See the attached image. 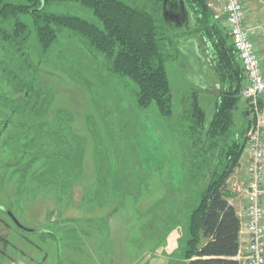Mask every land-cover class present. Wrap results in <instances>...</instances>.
Instances as JSON below:
<instances>
[{
    "label": "rangeland",
    "instance_id": "1",
    "mask_svg": "<svg viewBox=\"0 0 264 264\" xmlns=\"http://www.w3.org/2000/svg\"><path fill=\"white\" fill-rule=\"evenodd\" d=\"M124 1L160 17L154 0ZM241 2L243 24L262 59L264 0ZM210 4L213 21L227 33L221 24L223 0ZM46 10L102 27L79 3L54 1ZM20 20L31 27L29 16ZM11 21L0 22V27L8 30ZM174 28L184 33L160 28L170 53L169 116L160 115L154 103L138 107L137 84L112 75L105 55L66 28L45 57L32 33L19 50L0 39V264H187L188 217L200 192L192 182L199 156L186 116L188 89L206 85L212 91L216 80L208 71L210 46L184 26ZM192 46L201 57L202 73L188 57ZM33 72L36 87L44 90L42 98H48L40 118L15 109L24 93L16 87L28 83ZM244 107L241 98L233 129L240 126ZM39 123L45 131L24 149L35 135L32 126ZM54 132L64 137L72 156L71 172L58 169L59 181L46 170ZM7 211L22 226L41 231L21 230Z\"/></svg>",
    "mask_w": 264,
    "mask_h": 264
},
{
    "label": "trees",
    "instance_id": "2",
    "mask_svg": "<svg viewBox=\"0 0 264 264\" xmlns=\"http://www.w3.org/2000/svg\"><path fill=\"white\" fill-rule=\"evenodd\" d=\"M54 1L75 2L89 8L102 27L76 15L47 11L46 6ZM210 1L166 0L167 8L176 6L178 10H181L182 2L191 18L188 34L199 35L204 44L210 46L208 71L213 72L216 80L212 91L206 85L198 90L188 89V110L185 111L191 122V134L195 137L192 144L198 150L196 156H199L192 182L200 192L197 204L189 213L183 256L187 264H239L235 257L240 247V218L228 201L231 193L226 181L239 166L251 118L245 101L242 122L233 129L245 76L228 33L212 19ZM163 2L154 0L156 13L160 15L156 17L124 0H24L22 3L0 0V22L12 20L8 30L0 27V39L19 50L32 33L41 56L45 57L61 29L66 28L85 39L92 50L105 55L112 75L126 76L137 84L135 103L138 107L154 103L160 115L169 116L172 114V86L166 62L170 53L164 48L160 28L167 27L173 34L183 31L175 30V25L164 20ZM21 15L31 18V27L20 20ZM173 40L170 39V43H181ZM189 56L195 60L196 69L204 72L201 57L193 46ZM31 75L28 83H20L16 87L17 91L24 93L18 98L15 109L20 113L28 111L33 117L40 118L46 113L48 98H42L44 90L36 87V74L33 72ZM213 91L215 95L210 98ZM260 102L264 107V97ZM32 127L35 135L23 144L24 149L34 146L40 137L39 131L46 128L43 123ZM54 133L46 170L59 181L58 169L71 172L72 156L64 137ZM62 149L67 150L64 156Z\"/></svg>",
    "mask_w": 264,
    "mask_h": 264
},
{
    "label": "built area",
    "instance_id": "3",
    "mask_svg": "<svg viewBox=\"0 0 264 264\" xmlns=\"http://www.w3.org/2000/svg\"><path fill=\"white\" fill-rule=\"evenodd\" d=\"M244 12L241 0H223L224 22L221 24L243 69L245 83L241 97L247 103L251 118L244 148L248 157L245 179L240 180L233 172L226 186L231 195L244 200L239 217L240 233L246 234L247 244L245 254L238 259L239 264H264V107L260 102L264 97V72L250 29L243 24Z\"/></svg>",
    "mask_w": 264,
    "mask_h": 264
},
{
    "label": "crops",
    "instance_id": "4",
    "mask_svg": "<svg viewBox=\"0 0 264 264\" xmlns=\"http://www.w3.org/2000/svg\"><path fill=\"white\" fill-rule=\"evenodd\" d=\"M264 53V52H263ZM264 58V54L262 56V59ZM262 68H263V72H264V59L262 60ZM247 155L245 154L244 158H241V164L234 170V174L240 179V180H244L245 179V164L247 162ZM228 201L231 205L234 206V208L236 209L239 217L240 215L243 213V206H244V200L241 197H237V196H233L231 195L228 198ZM263 205H264V200H263ZM241 220H243V217H241ZM240 236V247H239V251L236 255V259H239L241 256H243L245 254L246 251V234H242L239 233Z\"/></svg>",
    "mask_w": 264,
    "mask_h": 264
},
{
    "label": "water",
    "instance_id": "5",
    "mask_svg": "<svg viewBox=\"0 0 264 264\" xmlns=\"http://www.w3.org/2000/svg\"><path fill=\"white\" fill-rule=\"evenodd\" d=\"M170 8L174 9V10H177V12H173L174 16L177 17V16H185V17H189V14L187 13V11H185V9L183 8V4L181 2V10H178L176 6H171L169 8L166 7V0H164L163 2V18L164 20H167L168 19V16H169V12H170ZM179 12V13H178ZM178 13V14H177ZM174 21V20H172ZM185 27V29H189V27L191 26L190 23L187 24V25H183ZM248 113V112H247ZM7 214L9 215V217L11 218V220L23 231L25 232H40L41 230L40 229H31V228H26L24 226H22L18 221L17 219L15 218V216L13 215V213L11 211H7Z\"/></svg>",
    "mask_w": 264,
    "mask_h": 264
},
{
    "label": "flooded vegetation",
    "instance_id": "6",
    "mask_svg": "<svg viewBox=\"0 0 264 264\" xmlns=\"http://www.w3.org/2000/svg\"><path fill=\"white\" fill-rule=\"evenodd\" d=\"M173 12H177V10H174V9L170 8V12L168 13L169 16H168V19L166 20L170 24L183 26V25H187V24H189L191 22V18L190 17H185V16H181V15L175 17ZM172 20H174V21H172Z\"/></svg>",
    "mask_w": 264,
    "mask_h": 264
}]
</instances>
